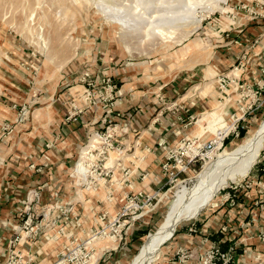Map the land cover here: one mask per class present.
I'll use <instances>...</instances> for the list:
<instances>
[{"label":"rangeland","instance_id":"rangeland-1","mask_svg":"<svg viewBox=\"0 0 264 264\" xmlns=\"http://www.w3.org/2000/svg\"><path fill=\"white\" fill-rule=\"evenodd\" d=\"M256 21H264V0H0V264H129L163 222L175 190L193 185L199 172L247 140L264 119V65L251 68L248 50L258 42L241 40ZM126 25L140 29H122ZM183 46L193 51L181 52ZM122 79L131 82L130 93L146 92L152 118L177 110L179 98L198 96L212 83L221 103L213 110L207 101L209 112L191 124L181 114L185 137L192 138L200 118L212 129L199 134L224 135L230 118H238L233 126L239 134L232 126L213 156L200 154L193 162L181 139L148 146L160 160L142 169L135 144L140 133L115 111L123 108ZM178 80V94L157 92ZM78 84L85 86L73 93ZM249 102L254 109L240 114ZM54 105L69 111L70 121L92 113L85 123L96 126L76 141L64 171L57 120L38 116ZM207 134L199 146L214 138ZM95 135L100 140L81 171L83 149ZM224 165L215 163L209 179ZM55 172L62 181L42 179ZM79 189L88 194L82 197ZM50 227L56 229L49 243ZM98 240L105 245H95ZM218 247L227 252L223 260L210 257ZM151 264H264V147L245 176L176 226Z\"/></svg>","mask_w":264,"mask_h":264},{"label":"crops","instance_id":"crops-1","mask_svg":"<svg viewBox=\"0 0 264 264\" xmlns=\"http://www.w3.org/2000/svg\"><path fill=\"white\" fill-rule=\"evenodd\" d=\"M256 23L257 21L253 22L252 27L248 28L247 31L244 34H242L243 37H241V40L247 41V44H249V41L258 42V46L255 43H253L252 49L251 48L248 49L252 57V60L254 61L253 62L254 64L252 65L251 68H258L261 65L262 66L264 65V21H262V23L260 24L258 23L257 25H255ZM184 46L181 48L180 50L181 52L193 51V50H187L186 48H184ZM239 52H240V49H237L235 57L237 58L240 57ZM121 81H122V84L119 90V94L120 96L121 95H124V96L120 97L118 99L119 100L118 102L121 105H123L122 106L123 108H115L116 109L115 111H120L116 113L118 115L123 114L125 116V120L130 123L129 125L131 129L135 132L138 131L137 133H140V138L136 141L135 144L137 147V151L140 150V154H142V156L140 157V161H139L140 163L139 166L142 169H145L146 167H149L150 165L153 166L152 161H155L156 159L160 160L159 156H157L155 153H152L148 146H153V145L160 144L165 141L167 142L170 140L174 142V141H178L182 139L183 137H185L184 134H187L188 129H184V127H182V125L179 123L180 122L179 118H181V114H184L185 116H188L189 114L202 115L206 112H209L208 110H204L208 102L209 103L211 102V105L213 106V110L221 103V101L219 100V93L215 90V87L212 85V83H210L209 85H207V87H205V89L200 94H198V96L194 94L193 96L185 98V99L179 98L178 102L180 103L182 102L183 104L177 107L176 108L177 110H172L167 113L165 111H161L157 113L155 118H152L151 117L152 109H150V105L149 107H147L144 104L146 103L145 102L146 100L144 99V97L147 95L146 92H144L143 90H138L137 92L142 91V94H135L136 91H133L130 93V90H132V86H130L131 82H127L125 81V79H122ZM80 86H85V85L78 84L72 87L71 89L73 93L79 94ZM181 86H183V81L178 80L176 81V83L174 82L169 87L164 88L165 86H160L157 92L163 89L164 90L163 94L165 96H174L175 94L179 93ZM201 94L202 95L212 94L214 99H211V101H209L207 100L208 99L207 96H200ZM132 95H134L133 98L131 97ZM140 101L143 102L142 105L138 104L140 103ZM152 101L154 102V100ZM54 106H55V110L51 106L50 109L47 111L46 109H43L42 111H40L38 116L41 117L40 121L47 120L49 122L52 120H57V124L55 126L57 128L56 133L60 134L61 139H64L62 144L61 143L59 144L60 146L59 151L61 155L58 160V162L60 161V163H62L61 169L63 170V167L65 168V166L69 165L71 161L70 152H72L71 149H75L74 145L77 146L76 141L78 142L81 141L80 138L84 135V133L92 132L96 126H94L93 125L94 123L92 122L85 123L89 119L90 116L91 118H93L92 113L80 114L79 117H76V119L70 121L71 118L68 115L69 111H67L66 109H60L56 105ZM117 109H121V110H117ZM153 111H154V108H153ZM243 112H244V108L241 110L240 114H243ZM233 119L234 118H230L228 122L233 123L234 121H236ZM66 121H70V122H66ZM199 129L200 128L196 124L195 128L188 135H191V137H199V139H203L204 137H206L208 135L207 133H209V135H212V133L210 132H207L205 134L203 133L199 134L198 133ZM71 142H73L74 144H70ZM116 153L118 154L119 151H116ZM47 161L49 162V160H46L44 163H46ZM77 168H78V164H77ZM57 174H58L57 172H55L53 175L44 174L42 176V179H46L47 181H53V179L55 181H62V176L57 175ZM24 180H27V176H25ZM28 181H31V180H27L25 182L27 184L25 186L26 190L29 187L27 183ZM69 188L70 187L67 186V189ZM24 190L25 189H23L22 191ZM86 190L88 189H85V190L79 189V192L82 197L88 194L86 193L87 192ZM47 193L48 192H46V195ZM85 201H86V210L88 214H90L91 212L89 209V205L92 203V199L88 200V197H87L85 198ZM55 229L56 228L50 227V230L45 234L47 242L50 243L52 241V239L49 238L48 234H51ZM76 232L79 233L78 230H76ZM100 241L101 240H98L95 243V245L99 246V244H102V242ZM0 243L2 244L3 240H1ZM104 245L105 244L100 245L99 247H103ZM99 251H101V249H99ZM100 253L101 252H98V255H97L98 257Z\"/></svg>","mask_w":264,"mask_h":264},{"label":"bare ground","instance_id":"bare-ground-1","mask_svg":"<svg viewBox=\"0 0 264 264\" xmlns=\"http://www.w3.org/2000/svg\"><path fill=\"white\" fill-rule=\"evenodd\" d=\"M117 18H119L118 21L127 23L119 16H117ZM125 28H129L131 30L140 29V27H133L130 25H126L124 28L122 27V29ZM221 105H223V103ZM234 122L226 126V132L223 131L224 135H213L214 138L217 137V144L218 142L221 144L222 138L230 131L229 129L232 128ZM204 124V118H200L197 122L199 128H205L206 130L209 127L212 129L210 125ZM97 136H93L90 145L83 149L79 162V168L81 171L86 172L88 168L86 165V158L88 157L89 148L95 141L100 140ZM263 147L264 119L260 122L255 132L247 138V140L231 151H224L213 159L209 166H206L201 172H199L194 178L193 185H182L181 188L175 190L163 222L156 229V231L148 234L140 250L135 254L129 264H151L157 250L175 234L176 226L183 220L192 219L198 216L202 210H204L212 202L220 189L226 186L230 181H235L237 178L245 176L258 159ZM198 151L199 149L197 152ZM210 153L211 156H213L215 150L209 152V154ZM218 162H223L226 168L213 180H210L209 175L212 171V166ZM81 171H79L80 175L84 176L85 172Z\"/></svg>","mask_w":264,"mask_h":264},{"label":"built area","instance_id":"built-area-1","mask_svg":"<svg viewBox=\"0 0 264 264\" xmlns=\"http://www.w3.org/2000/svg\"><path fill=\"white\" fill-rule=\"evenodd\" d=\"M222 79H223V78L220 77L218 82H219L221 85H224V84L221 82ZM111 89H112V91H113V88H111ZM112 96H113V94H112ZM113 97H114V96H113ZM254 103H255V102H249V103L245 106L244 115H245L247 112H249L250 110L254 109ZM197 116H198V115H196V114H189V115L187 116V118H188L187 120H188V121H187V123H186L185 125L193 123L194 120H195V122H196L197 119H198ZM196 117H197V118H196ZM120 119H122V117H120ZM157 120H158V118H157ZM233 127H234V128H233L234 131H237L236 134H239V132H238V130H237V126L234 125ZM231 130H232V129H231ZM231 130H230V131H231ZM230 131H229V133H230ZM229 133L226 134V135H229ZM224 139H225V136L223 137V139H222V141H221V144H223V140H224ZM181 140H182V141L179 142V145L181 146V148H183V146H185V145L187 144L186 147H187L188 150H187L186 153H187V156L189 157V162H193V161H195V159L197 158V156L200 155V154H202V155H206V156H210V155H209V152H212V151L216 150V148H217V137L207 140L205 143L202 144L201 147L199 146V143H198V141H199V138H198V137H192V138L183 137ZM162 143H166V141H165V142H162ZM198 149H199V151L197 152ZM39 229H40V228H38V230H39ZM35 233H38V232H35ZM216 250H217V251H216L217 254L214 253V254L210 255V257L213 259V257H215V255L220 254L221 257L218 256V258L223 260L227 252H221L219 247H218Z\"/></svg>","mask_w":264,"mask_h":264},{"label":"trees","instance_id":"trees-1","mask_svg":"<svg viewBox=\"0 0 264 264\" xmlns=\"http://www.w3.org/2000/svg\"><path fill=\"white\" fill-rule=\"evenodd\" d=\"M245 133H246V132H245L244 130H241V132H240V134H241L242 136H244ZM227 247H228V243H225V245L222 247V249H223V250H226Z\"/></svg>","mask_w":264,"mask_h":264}]
</instances>
